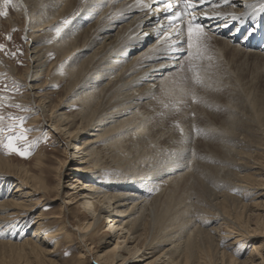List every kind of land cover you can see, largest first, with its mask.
<instances>
[{
  "label": "bare ground",
  "instance_id": "obj_1",
  "mask_svg": "<svg viewBox=\"0 0 264 264\" xmlns=\"http://www.w3.org/2000/svg\"><path fill=\"white\" fill-rule=\"evenodd\" d=\"M46 1L47 3L45 4H47V16H45L46 13L38 9L39 4L37 0H20V2L18 0V3H20L19 6L22 9L20 10V12L18 11L17 13H20L22 16L28 19L26 6H28L29 4L32 7V10L30 12L31 18L29 19L33 20L34 18L33 21H35L34 24H32V28H31L33 31L28 35L30 41V44L28 46L30 47V49H32V54H31L32 58L31 61L29 60L31 64L30 71H28L25 77V79H27V82L29 83L28 85L30 86L31 92L32 91L34 92L32 94L34 96L33 98L37 99L34 100V104L36 105V107L35 106L34 107L39 109V111L41 112V116L45 117L47 115V118H49L48 122H50L52 127L54 128V130L52 128L51 131L54 133L57 132L56 134H59V138H61V136L63 137L67 135L68 139H70L68 140L69 141L68 144H66L67 149H69L71 146H74V148L79 151V152L75 151V153H77L76 156L77 157L80 156L79 167L74 168L71 171L72 173L74 172L73 174H75L76 177L71 183L73 189H68L70 190V192L71 190L72 191L76 190V193L73 192V194H71L69 192L71 194L70 195L67 192V194L70 195V197L68 198L69 202L68 203L63 202L64 203V206L62 205L63 211L66 210L70 215L71 212L69 206L77 204L75 200L78 198V196H81L82 198L80 199V201H82V205L86 210L85 212H89L93 216V218L90 219L88 222L86 221V223H83L82 220L78 218V216L75 217L74 214L72 213V218L78 225L77 232L79 233L78 235L79 241L77 245H79V249L81 250L80 255L78 257V263L76 262V264H130L131 258H127L126 257L127 254L133 255L134 259L142 258L141 261H136L135 263L144 262L143 260L147 257V255H152V257H150L151 261H149L146 264H179V261L177 259L179 258V260H181L183 256L186 261L185 264H189L192 257L194 258L195 256V255L193 256L195 251L194 250L195 246L193 244L195 240V236H197L198 238L199 234L209 235L208 234L209 231L204 232L200 230L198 235H195L196 233L195 234L192 233L194 236V240L192 238H191L192 241H190L191 239L187 240L188 243L187 244L185 243L186 248L179 249L178 247L182 243L181 244L179 243L180 245L177 246L176 242L181 239V234H183L184 231L189 227L190 222L185 219L181 221V215H177L171 218H165L164 217L165 211L163 212L164 214L156 216L155 206L156 203L159 201V198L157 200V198L155 197L160 196L159 194V192L161 193L160 189L157 192L156 196L154 197L155 199L153 198L152 200H150L151 195L144 197V195L140 194V191H145L147 193L149 192L155 193L158 190V189L156 190L152 189L151 188L152 185H150L151 183L147 184L144 182L143 179L148 178L150 181L151 180L153 181L156 178L159 180L161 179L160 173L164 172V170L165 172L163 174V177L165 174H166L165 176H169V173L172 174L174 172H177L179 169L176 170L174 169L175 167L163 169L165 167H161L162 164H159L160 168H157L155 170L152 169V167H154L152 165L149 168L129 167V165L132 164L133 160L137 156L138 157L136 158V160H138L139 158L141 159V157L139 156L140 154L139 155L135 154L137 153L135 149L137 146L133 145L132 141L131 144H127L128 140H130L129 137L127 139V136H129V134L133 130H135V133H137L138 129L139 130L142 129V132H146L147 130L150 131L151 128L153 129L152 131H155L154 129L155 128L157 129V126L158 127L160 126L158 129L162 127L161 125L163 123L160 122L162 121L161 118L163 119L166 116H163L165 115L163 113L162 116L158 115L159 117L156 115L158 111L156 109L157 106L153 107V102L155 100L154 98L158 96L156 98L158 99L161 93H164L166 91L165 82L167 81L168 75L179 70V68H181L187 62L186 60H188L190 64L191 63L192 64L195 63V65L198 64L197 61L200 60V58L197 60L198 56L196 57V54H194V51L196 50L194 48L195 45H193L192 48H189L187 43L182 42L186 40V33L184 36L180 37L179 40H177V37L175 35V29L169 28L166 25L165 16H164L165 15L164 7L160 5L159 0H46ZM210 1H212L211 4L213 6L209 7L208 3L206 2L207 4L206 8L202 9L201 11H197L196 15L199 17V22L205 25L204 32L207 33L208 36H210L211 40L214 42L222 43L227 49H232L233 51L236 50V52L238 51L239 53H245L248 54V56L250 54L258 58L259 60L261 59L264 61V52L256 51L253 49H246L244 47V42H245L244 40L236 41L234 38L235 34L229 33V29L233 28V30L238 31L242 27H246V25H249L251 28L246 33L245 39L248 38L253 39L255 37L254 28L260 26L264 27V0H227V2H225V0H210ZM93 5L94 6L96 5V7L95 8L92 7ZM30 9L31 8H29L28 11H30ZM95 9L98 10L96 14L94 13ZM204 13H207V17H211V18H206ZM233 16H235L236 18H233ZM45 17H47V21ZM75 18L76 21L79 22H88L89 20H91L92 22L90 27L87 26L89 28H87L81 34L82 39H80V42L78 40V37L75 38V36H74V40L69 39V36H71L70 34L72 33V32L70 33V30L73 29L77 30V27L76 28H73L74 26L71 27V23L74 21ZM257 18H258V22L255 26V21ZM42 22L45 23L47 22V25L45 24L46 26H44V23ZM251 23H254V25H251ZM76 24L77 23H75V25ZM80 26H82V24H80ZM57 29H60L59 33L57 32ZM200 43L204 44L207 43V41L205 42L204 40V42L201 41ZM53 48L57 50L59 54V56L58 55L55 56L61 57V59L65 60L64 63L61 64L62 62V61L60 62L61 59L59 60V62L56 63L50 62V57L51 55H53L52 53ZM55 52L56 51H54V53ZM218 52L221 55L222 53H224V49L219 48ZM232 52L230 53L232 54ZM63 66H66L65 70L66 69L68 70L69 75L64 76V73L65 72L67 73V71H64V68H63L64 72L63 71H62L63 73L61 72ZM195 67L194 69H196ZM49 69L51 70L55 69L54 70L55 72L53 73L51 80L50 81L47 80L46 87H50L52 86V84L56 85L57 82L62 83V82H67V80L69 81V84H67L68 88H66L65 96L63 97L65 99L61 100V102L59 101L60 104H58L57 106L53 107L52 104L53 109L51 108L50 105L51 100L48 101L49 99H47L46 101V99H41L39 95L40 92H38L40 90L43 91L44 88L46 87L35 86V82H37L40 78H42L44 72L46 70L48 71ZM105 76L106 77L110 76V79H106V81L103 82ZM171 84L174 83H172L171 81ZM74 107L76 108L82 107V109H84L82 111L83 113L81 112V117H79L80 115H74L71 117V115L67 114V110L72 109ZM230 113L233 112L230 111ZM151 118L153 119V121L155 120L153 122L154 125H150ZM228 123L230 124L229 126H231L232 123L230 122ZM241 123L242 122H240V124ZM240 124L238 123V125ZM46 125L47 124H45V126ZM246 125L244 127H246ZM222 127H223L222 129H224L223 125ZM237 127L238 126H236V128ZM241 127L243 129L242 125ZM226 129L227 128H225V130ZM232 129L233 128H231L230 130L232 131V134H234L235 132L233 133ZM227 132L228 131H225L223 132V134ZM149 133L150 132H147V134ZM161 136L157 138H161ZM151 137H153V135L150 134L149 138L151 140L156 138V136L154 138ZM225 137L226 136H223L222 139H224ZM229 137L226 138L228 139ZM86 138H90V140L81 143V140ZM140 138H138L137 140H139ZM241 138L242 139H239L238 142L236 141L235 142L239 145H243L245 149L246 148L248 149V147L249 149L251 147H255V148L257 147L256 145L253 144V142H250V140L248 139L249 137L248 138L241 137ZM145 140L148 141V139ZM154 140L157 141L159 139H154ZM240 140L242 142H239ZM102 141H104L108 149H115V151H117L114 152L116 153V156L113 157L115 158L113 159L114 160L113 162H115V160L119 162L120 168L124 170L123 174L129 172L128 175H123L122 177V180H124L123 182L115 181L113 183L114 189L110 190L111 192H107V193L102 191L101 188L94 186L95 181H93V179L91 180L85 177V174L87 172L89 173L90 171L88 167L84 168L85 165L87 164L90 165L91 162L94 164V167L98 170V173H100L102 176L105 175L108 176L110 171L102 170L101 164L104 163H101L102 161L101 160L102 158L100 157L101 154L95 151V147H94L95 145L101 143ZM151 142L152 141H150V144L153 143ZM166 143H169L172 146V139L171 138L170 140L167 139ZM164 145L165 144H163V146ZM230 149L231 148H229V150ZM242 149L243 148H241V150ZM157 152L159 154V151L156 150V153ZM209 153H212V151H209ZM238 153H237V157H238ZM223 154H225V152H223ZM245 154L240 156L242 157V159L245 160L249 159L250 162L246 163V161L243 160L245 161L243 165L247 164V167L251 170V175H249L250 176L249 178L248 177L246 178L247 179L246 182L248 181V179H250L255 183H260L258 184L260 185V187L264 186V160L263 159L252 160L250 158L251 155L247 157ZM224 157L222 158L221 156L222 159L219 157L220 159L219 161L221 162V160L224 159V162L226 163L227 159H225ZM40 158L43 157L39 156V159ZM237 161L240 162L239 160ZM237 161L233 162L232 160L233 164H235ZM199 166L200 165H198V167ZM25 167L19 166L17 167L18 168L17 169L14 165V162L11 159H4L0 157V180L5 181L6 183L12 181V183L9 184H11L12 187H14V190L12 192V195L13 194L14 195L12 196V198L0 203V228L3 229L6 228L8 225H10V222H14L15 220L29 218L28 215L29 214L32 215L33 213H35V210H37L41 206L40 203L42 202L44 203L45 198L47 199L49 186L47 185V179L44 175L43 169L41 168L39 170V174L36 175L30 172ZM230 167L233 166H231L230 164ZM215 168L217 167H213L214 170L218 171V169ZM227 168L228 166L226 167V169ZM220 169L225 170V168L222 167L219 168V170ZM185 174H181L178 176L175 175L176 178L179 179L176 178L174 179L175 180L173 181L174 188L171 189V192L168 191L171 196L174 195L173 189H175V187L181 184L180 181H182L183 179L182 180L180 179L186 176L187 177L190 176V174L187 175ZM62 175L63 172H60L59 174L60 181L55 187V191L57 192V196H56L57 198L55 197L56 200L60 198L61 193L63 191ZM78 176L80 178H78ZM83 177L86 178L85 180H90L91 181L90 183L94 185H91L88 182L90 185L86 184L88 185L85 186L87 187L86 189L84 187V183H81ZM245 177L246 175L244 176V178ZM137 178H139V181L137 180ZM165 178L167 179V177ZM237 178H239V176H237ZM244 178L241 179L243 180ZM215 182L216 180L214 181V183ZM225 182L227 184L230 183L227 181ZM231 184L232 183H230V185ZM188 185L186 184L187 187ZM246 185L247 184H245V186L240 185L241 187L239 186V188H244L246 187ZM121 188H127V193L117 192V191H121ZM128 188L131 189L136 188V189L130 192ZM254 188L257 189L256 187ZM185 189L186 188H184V190ZM37 196H42L43 198L44 197L45 198L43 199V201L38 202V200L36 201ZM163 206L167 207L168 205L166 206L165 204H163ZM259 210L263 212H259L256 215L258 219L257 223L258 222L262 223L261 221L263 220V226H261V224L254 225V228L252 229L250 228L251 231L246 235L245 234L243 235V232L245 233L246 231L244 230V226L241 227L236 226L237 228L236 230L238 232L236 233L239 236L243 237V239L244 238L248 239L249 242L256 243L259 242L260 238H264V208ZM187 211L189 212V209ZM187 211H184L181 214H186ZM170 212H172L171 209ZM236 215L238 214L236 213ZM143 216L151 218L152 222L155 221L158 222L161 228L160 235L156 236L155 229L153 230H150L149 228L142 229V226L138 225V220L141 219ZM233 217L234 216H232V218ZM103 221L107 222V226L114 233V237L116 238V240H112L111 238L107 239L108 241L112 242L110 247L105 252H99L98 255L96 254L95 256L91 254L89 242L95 239V235H97L98 232L100 233L102 231L100 227H102ZM40 227L41 225L37 229H35L32 235L33 237L32 239H28V240L26 239L20 242V244L0 242V250L3 247H9L10 249H12L8 254L6 253L1 254L2 255V258L0 257L1 263L2 264H57L55 263L56 260L54 261L53 259H51V257H53L55 253H53L50 249L47 250L46 248L47 239L45 241H42L41 237H39ZM99 228L100 231H98ZM66 229L67 226L64 224L62 225V227L58 232H62L63 235L66 234L65 235L66 239L70 240V237L67 234ZM194 231L198 232L197 230ZM207 237H210V235ZM101 240L102 243L105 241L103 238ZM169 245L170 247L166 250L165 247ZM251 248H252L251 253L247 257V259H245L243 262H238V260L237 261L234 260L235 258L233 259L234 261L231 260L230 258L229 262L231 264H259V261H264V258L262 256L264 254L263 253L264 243L263 245L260 244L259 246H256L254 244ZM158 250H161L163 252L161 254L159 253L158 255V252H160ZM183 250H185L184 253H182ZM199 251H197V254ZM87 253H90V256L86 257ZM224 255H226V253ZM207 256L208 255H203V258H201L200 256L201 260L204 259L205 263H203L199 258L196 259V261L200 260L198 264H208L209 262ZM214 257L217 258L216 256ZM213 259L214 258H212V260ZM192 261H193L192 264H194L195 261L193 259Z\"/></svg>",
  "mask_w": 264,
  "mask_h": 264
},
{
  "label": "rangeland",
  "instance_id": "obj_2",
  "mask_svg": "<svg viewBox=\"0 0 264 264\" xmlns=\"http://www.w3.org/2000/svg\"><path fill=\"white\" fill-rule=\"evenodd\" d=\"M37 2L39 4L38 9L46 13L45 16H47V4H45L47 3V1L37 0ZM19 4L20 3H18V0H11V2L8 4H5V0H0V12L7 13L6 16L0 15V45L4 46L2 49H0V105H3V107H0V115H3L5 117L2 124H0V127L7 128V126L10 124L17 125L14 133L5 131L3 134H0V157L4 159H11L14 162V165L16 168L19 166H23V167L26 166L25 167L26 169H28L30 172L36 175L39 174V170L42 168L44 171V175L47 179V185L49 186V192L47 194V199L44 197L45 198L44 203L43 202L40 203L41 206L37 210H35V213H33L32 215L29 214L28 215L29 218L15 220L14 222H10V225H8L6 228L4 229L0 228V242L20 244V242L26 239L27 240L32 239L33 238L32 235L35 229H37L41 225L40 230H39V234H40L39 237H41L42 241H45L47 239L46 240L47 250L50 249L53 253H55V255L51 257V259H53L54 261L56 260L55 263L57 264L58 262L59 264H73V263L76 264V262L78 263V257L80 255L81 250L79 249V245H77L79 241V236H78L79 233L77 232L78 225L73 220L72 213L74 214L75 217L78 216V218H80L83 223H86V221L88 222L90 219L93 218V216L89 212H85L86 210L84 206L82 205V201H80V199L82 198L81 196H78V198L75 200L77 204L69 206L70 212H71L70 215L66 210L63 211V206H64L63 202L68 203L69 202L68 198L70 197V195L73 194V192L76 193V190H73V191L71 190L70 192V190L68 189H73V186H71V183L76 177H75V174H73L74 172L72 173L71 171L74 168L79 167V163H80L79 157L80 156L78 157L76 156L77 153H75V151L77 152L78 150L75 149L74 146H71L69 149H67L66 144H68L69 142L68 140H70L68 139L67 135L63 137L61 136V138H59V134H56L57 132L54 133L51 131L53 127L51 123L48 122L49 118H47V115L45 117L41 116V112L39 111V109L35 108L36 105L34 104V100H37V99L33 98L34 96L32 94L34 92L33 91L31 92L30 86L28 85L29 83L27 82V79H25L26 74L28 73V71H30V66H31L30 61L32 58L31 57L32 49H30V47L28 46L30 44L28 35L29 33L33 31L31 28H32V24H34L35 21H33L34 18L33 20L29 19L31 18L30 17V14H31L30 12L32 10L31 5L28 4V6H26V10L28 13V19H29L28 20L26 17L22 16L20 13H17L18 11L20 12V10L22 9L19 6ZM92 7L95 8L96 5L95 6L93 5ZM29 8H31L30 11H28ZM94 11L93 12L96 14L98 10L95 9ZM45 18L47 21V17ZM75 21H76V18L71 23V27L72 26H74L73 28L77 27V30L73 28H72L73 30H70V33L71 32L72 33L70 34L71 36H69V39L74 40V36H75V38L78 37V40L80 42V39H82L81 34L83 33V31H85L87 28L90 27L92 22L91 20H89L88 22H79V21L75 22ZM257 22H258V18L255 21V26ZM42 23H44V26L47 25V22L46 23L42 22ZM75 23L77 24L75 25ZM78 23L82 24V26H80V24ZM251 25H254V23H251ZM62 36H65V35H62ZM204 40L205 42L207 41V43H204V44L202 43L203 44L202 45L200 42L201 41L204 42ZM200 42H199L198 47L194 44L195 45L194 48L196 49L194 51V54H196V57L198 56L197 60L200 58V60L198 61L195 60L198 62V64L197 62H196L197 65H195V63L190 64L189 61L186 60L187 62L181 68H179V70L168 75L167 81L165 82L166 91L164 93H161L158 99H156L158 96L154 98L155 100L153 102V107L157 106L156 109L159 112V113L157 112L156 115L162 116V113H163L165 114L163 116H166V117L168 116L167 118L166 117L163 118L164 121L161 118L162 121L160 122L163 124L161 125L162 127L160 129L162 130L158 129L160 126L159 127L157 126V129L156 128L154 129L156 132L158 131L157 133L155 131H152L153 130L152 128L150 131L147 130L146 132H142V129L140 130L138 129L137 133H135V130H133L131 131L129 136H127V139L128 137L130 138L127 144H131V141H132V144L137 146L135 148L137 153L135 154L137 155L140 154L139 156L141 157V159L139 158L138 160H136V158L138 157L137 156L133 160L132 164L129 165V167L149 168L152 165L156 167V168L152 167V169L155 170L157 168H160L159 164H162L161 167H165L163 169L174 168V167H175L174 169L176 170L179 169L177 172H174L172 174L169 173V176H165L166 175L165 174L163 177V174L165 172L164 170V172L160 173L161 179L158 180L155 178L156 181L155 180L150 181L148 178H146L147 180L143 179L145 183L147 184L151 183L150 185H152L151 186L152 189H155V190L158 189V190L155 193L154 192L147 193L145 191H140V194L144 195V197L151 195L150 200H152L160 189L161 190V193L159 192L160 196L155 197L157 198V200L159 198L158 202L156 200L157 202L155 206L156 216H159L164 213H165L164 214L165 218H171L177 215H181V221L185 219L190 222L189 227L184 231L183 234H181V239L176 242L177 246H179L182 243L178 247L179 249L186 248V244L188 243L187 240L191 238L194 240L193 234L196 233L195 235H198L200 230L204 232L209 231L208 234L210 235V237H207L209 235H206V234L204 235L199 234L198 238L197 236H195L196 241L194 240L195 243L193 242L195 246V249H194L195 251H194L193 256L195 255L196 257L195 256L194 258L192 257V259L195 261L194 264H196V262L198 264L201 258H203V255H208L207 256L208 262L211 264H224V262L225 264H231L229 262L230 258L231 260L235 258L234 260L236 261L238 260V262H243L245 259H247V257L251 253L252 251L251 247L254 244L256 246H259L260 244L263 245L264 243V238H260L259 242H256V243L249 242L248 239L246 238L243 239V237L239 236L236 230L237 229L236 226H239V227L244 226V230L246 231L245 233L243 231L242 232H243V235L244 234L246 235L251 231L250 228L251 229L254 228V225L261 224V226H263V220L261 221L262 223H259V222L257 223L258 219L256 215L259 212H263L259 209L264 208L263 206L264 205V189H263L264 186L260 187V185H258L260 183H255L254 181H251L250 179H248V181L246 182L247 180L246 178L247 177L249 178L250 177L249 175H251V170L247 167V164L245 165L243 164L245 163V161L246 163L250 162V160L247 159L248 160L247 161L245 159H242L240 155H244L246 153L245 155L247 157L251 155L250 158L252 160L254 159L264 160V146H263L264 145L263 144L264 143L263 142L264 141V126H263L264 123H262L264 122V61L261 59L259 60L258 58L250 54L248 56V54L239 53L238 51L236 52V50L233 51L232 49H227L222 43L212 41L210 36H208L207 33H205V35L201 37ZM219 48L224 49V53H222L221 55L218 52ZM52 51H53L52 52L53 55H51L50 57V62L51 63L59 62L61 57H56L57 55L59 56L58 51L55 50L54 48ZM54 51H56L57 53L55 52L56 53L55 54ZM230 52H232V54ZM200 56L203 58H201ZM64 61L65 60L61 59L60 60L61 64L64 63ZM198 65L200 68L198 67ZM194 67L196 69H194ZM63 68H64V71H67V73L66 72L64 73V76L69 75L68 70L67 69L65 70L66 66L62 67L61 72L63 71ZM54 70L55 69H52V70L49 69L48 71L46 70L42 78H40L37 82H35V86L46 87L47 80L49 81L51 80L52 75L55 72ZM107 77L106 76L104 77L103 82H105L106 79H110V76H107ZM196 78H198L201 81V83H196L195 82ZM174 79L176 80V82ZM171 81L174 84H171ZM67 84H69L68 80L67 82H62V83L57 82L56 85L52 84V86L44 88L43 91L42 90L38 91L40 92L39 93L40 98L46 99V101L47 99H49L48 101L51 100V104H50L51 108H52V104H53V107L57 106L58 104H60L61 100L65 99L63 97L65 96L66 88H68ZM164 94H167V95H164ZM14 105H19V107H16ZM83 110L84 109H82V107L81 108L74 107L72 109L67 110V114L71 115V117L74 115H80L79 117H81V112ZM230 111H232L233 113H230ZM9 116L25 118L23 122V126L20 127L19 126L20 121L15 120V119H9ZM238 119H239V122H238ZM150 121H149L150 125H154L153 122L155 120L153 121V119L151 118ZM221 122L224 123L225 125L222 124ZM228 122L232 123L231 126H229L230 124ZM240 122L242 123L240 124ZM238 123L240 125H238ZM243 123L245 125L248 124L246 125V127L248 128V130L250 129L249 131L247 130L246 127H244L245 125ZM45 124L47 125L45 126ZM221 124L224 126V129H222L223 127ZM241 125L243 126V129ZM236 126L238 127L236 128ZM230 127L233 128L232 129L233 133L235 132L236 134L235 133L232 134ZM225 128L229 130L227 129L225 130ZM24 129L29 130L25 133L27 139L14 141L16 146L25 152V155H20L19 152L10 151L4 145L7 143V140H6L7 136L9 135L19 136L20 132L23 131ZM225 131H228L229 133L228 132L224 133L225 134L224 135L223 132ZM147 132H150V133L147 134ZM150 134L153 135V137L151 138H154L156 136V138L154 139H159L157 140L158 142L154 139L151 140L149 138ZM243 134L246 136H244ZM158 135L159 136L162 135L161 138H157L159 137ZM223 136H226V137L230 136L232 140L230 137L228 139L226 137L222 139ZM232 136L237 139L233 138ZM241 137L243 138L249 137L248 139L250 140V142H253V144L256 145L257 147L256 148L251 147L253 149L251 148L249 149L248 147V149L247 148L245 149L243 145H239L236 143L238 142L239 139H242ZM138 138L140 139L137 140ZM170 138L172 139V146L169 143H166L167 139L170 140ZM145 139H148V141ZM89 140L90 138L83 139L81 140V143L87 142ZM150 141H152L153 143L151 142L152 144H150ZM239 142H242V141L240 140ZM163 144L165 145L163 146ZM94 147H95V151L101 154L100 156L102 158L101 163H104V164H101L102 170L103 171L106 170L110 172L108 176L107 175L102 176L100 173H98V170L94 167V164L90 162V165L87 164L84 166V168L88 167L90 172L89 173L85 172L86 174L85 173L84 174H85V177L91 180L93 179V181H95L94 183L95 185L90 183L91 182L90 180H85L86 178L84 177L82 180L80 179L81 183H84V187L91 184L98 188H101V190L106 193L111 192L110 190L114 189L113 183L115 181L123 182L124 181L122 180L123 175H128L129 172L126 174L125 173L123 174L124 170L120 168L119 162L117 160L113 162L114 161L113 159H115L113 157L116 156V153L114 152H117V151H115V149H108L104 141L95 145ZM228 147L231 148L230 149L231 152ZM241 148L243 149L241 150ZM156 150L159 151V154L158 152L156 153ZM209 151H212V153L214 151L215 152L212 154V153H209ZM222 151L225 152V154H223ZM235 152L238 153V157H237V153ZM39 156L43 158H40L41 159L40 160ZM221 156L222 158L226 156L224 158L227 159L228 163L227 162L225 163L224 159L221 160L220 162L219 157L221 158ZM171 158H172V161H171ZM229 159L230 160L232 159L233 162L239 160L241 163L237 161L235 165L233 164L232 160L230 161ZM230 164L233 167H230ZM198 165L200 166L198 167ZM237 165L238 166L240 165V166L238 167ZM225 166L226 167L228 166V168L226 169ZM213 167H217L215 169H218V171L214 170ZM221 167L225 168V170L220 169L221 170L220 171L219 168ZM60 172H63V175H62L63 191L61 193L60 198L56 200L57 192L55 191V187L60 181L59 180ZM181 174H185V175L190 174V176L189 177L186 176L180 179V180L182 179L183 180L180 181L181 184L175 187L176 190L173 189L174 195H172L173 196L172 197L169 194V192H171V189L174 188L173 181H175L174 179L176 178V176L181 175ZM236 175L239 176V178H237ZM245 175L246 177L244 178ZM208 176H211V177H208ZM165 177H167V179ZM78 178L80 177L78 176ZM139 178H137L138 181H139ZM241 178H244V179L242 180ZM176 179H179V178H176ZM215 180L216 182L214 183ZM225 181L232 183L231 184L232 188H231L230 183L227 184ZM9 183H12V181H9L8 183H6L5 181L0 180V203L11 199L12 196L14 195V194L12 195L14 187H12V185ZM243 183L247 184L246 187L239 188L240 185L245 186V184ZM186 184L188 185V187L186 186ZM234 184L238 187H236ZM254 187H256L257 189H255ZM79 188H82V187H79ZM85 188L87 189V187ZM184 188H186L187 190L185 189L186 190L185 191ZM134 189L136 188H133V189L128 188L130 192ZM67 192L68 193L70 192L71 194L69 193L70 195H68ZM117 192L127 193V188H121V191H117ZM66 196H67V199H66ZM44 198L42 196H37L36 201L38 200V202H41L43 201ZM163 204H165L166 206L168 205V206L165 207L163 206ZM169 208L171 209L172 212H170ZM188 209H189V212L187 211ZM184 211H187V213L181 214ZM236 213L238 215H236ZM232 216L234 217L232 218ZM64 224L67 226L66 230H67V234L70 237V240L72 239L71 242L70 240L66 239V236H65L66 234L63 235L62 232H58L60 228L62 227V225ZM138 225H141L142 229H145V228H149L150 230L155 229L156 236L161 234V228L158 222L157 221L152 222L151 218L149 217L143 216L141 219L138 220ZM100 228L102 231L100 233L98 232V234L95 235V239L89 242L91 254L95 256L96 254L98 255L99 252H105L110 247L112 242L108 241L107 239L111 238L112 240H116V238L114 237V233L107 226V222L103 221L102 227ZM100 228L98 231H100ZM194 230H197L198 232ZM102 238L105 240L103 243L101 240ZM192 239L190 241H192ZM210 240L212 241V243ZM169 247L170 245L166 246L165 249L167 250ZM11 250L12 249H10L9 247H3L0 250V255L4 253L8 254ZM158 251H160L158 252V255L159 253L161 254L163 252L161 250H158ZM197 251H199L198 252L199 255L197 254ZM184 252L185 250L182 251V253ZM224 252L228 256L224 255L225 254ZM88 256H90V253L86 254V257ZM214 256H216L217 258H215ZM262 256L264 258V254ZM0 257L2 258V255ZM126 257L131 258L130 264H146L149 261H151L150 257H152V255H147V257L143 260L144 262H138V263H135V262L141 261L142 258L135 257L136 259H134L133 255H128V254ZM1 258H0V264H2ZM198 258L200 260L196 261V259ZM212 258L214 259L212 260ZM192 259L189 264L193 263ZM177 260L179 261V264H185L186 262L184 259V256L181 260H179V258ZM201 261L205 263L204 259ZM260 263L264 264V261H259V264Z\"/></svg>",
  "mask_w": 264,
  "mask_h": 264
},
{
  "label": "snow or ice",
  "instance_id": "obj_3",
  "mask_svg": "<svg viewBox=\"0 0 264 264\" xmlns=\"http://www.w3.org/2000/svg\"><path fill=\"white\" fill-rule=\"evenodd\" d=\"M10 2L11 0H5V4H8ZM206 2L208 3L209 7L213 6L210 0H161L165 13L169 14L165 16V19L168 21V27L175 29V35L177 37V40H179V38L184 36L186 33V40L182 42L187 43L189 48H192L194 44L198 47L201 37L205 35V25L199 22V17L196 15V12L201 11V7L198 6H203ZM225 2H227V0H225ZM0 15L6 16L7 13L0 12ZM204 15L206 16V18H211L207 17V13H204ZM233 18L236 17L233 16ZM59 31L60 29H57L58 33ZM3 47V45H0V49H2ZM195 82L201 83L198 78H196ZM14 106L19 107V105ZM0 107H3V105H0ZM4 119L5 117L3 115H0V124H2ZM9 119L19 120V126L22 127L25 118L9 116ZM16 127L17 125L15 124H10L7 126V128L0 127V134H3L5 131L14 133ZM27 131L29 130L24 129L20 132L19 136H7V143L4 146L10 151L19 152L20 155H25V152L18 148L14 141L26 140L27 137L25 133Z\"/></svg>",
  "mask_w": 264,
  "mask_h": 264
}]
</instances>
